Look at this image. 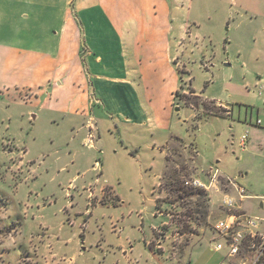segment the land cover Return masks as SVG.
Here are the masks:
<instances>
[{"label":"rangeland","instance_id":"1","mask_svg":"<svg viewBox=\"0 0 264 264\" xmlns=\"http://www.w3.org/2000/svg\"><path fill=\"white\" fill-rule=\"evenodd\" d=\"M45 1L27 25L10 0H0V41L23 38L26 46L41 47L49 39L53 49L66 0ZM176 5L177 19L185 22L177 66L159 63L154 79L163 93L155 107L144 109L148 119L166 117L160 130L93 104L89 72L77 58L52 76L59 84L40 89L12 87L23 63L0 61V131L5 124L15 131L0 135V165H8L9 150L11 163L19 165L16 183L0 181V264H221L227 257L210 242L213 225L225 215L222 197H234V210L264 218V138L250 150L239 145L256 119L264 127L261 96L248 93L264 72V0ZM163 35L155 34V53ZM173 81L178 89L169 105ZM216 100L231 105V113L224 116L227 109ZM90 115L95 147L83 141L87 133L91 142L87 129H78ZM227 177L251 196L240 199ZM193 179L203 186L184 183ZM251 244L246 237L232 264H249Z\"/></svg>","mask_w":264,"mask_h":264},{"label":"crops","instance_id":"2","mask_svg":"<svg viewBox=\"0 0 264 264\" xmlns=\"http://www.w3.org/2000/svg\"><path fill=\"white\" fill-rule=\"evenodd\" d=\"M10 1L12 9L17 14L16 16L21 18V21L27 25L34 21L33 13L37 12L36 7H38V4L43 3V6L47 4L45 0ZM13 1L16 3L13 4ZM20 3L22 4L20 5ZM177 8L176 0H66L64 7L60 10L63 15L59 26L60 34L53 49L48 48L49 39H45L46 43L41 47L36 45L34 47L26 46L27 40L23 38H15L11 42L1 40L0 61L11 62L14 58L17 62L21 60L23 63L21 75L12 79L11 86L32 89L39 88L42 84H59L55 83L54 80L56 79L51 82L52 76L55 77L60 70L63 72L67 67L65 63L70 58H77L81 60L83 68L86 67L89 72V88L90 91L92 89L96 97L93 104H102L104 109L108 111L121 112L125 115L126 122L138 123L140 120V125L148 123L147 127L160 130L167 126L166 117L162 118L156 115L148 119L144 109L155 107L160 99L161 92L163 93V89L154 79L155 74L158 72L159 63L162 61L170 63L172 61L175 64L174 60L178 59V48L182 47L181 40L184 35L185 22L182 19H177ZM51 9L52 11L55 10L54 7ZM175 24L180 31L179 38L174 39L175 42H173L170 37ZM156 32H162L164 35L169 34V38L163 35L162 42L158 46V53H155L154 40H157L155 37ZM71 43L76 47L73 46L70 49ZM175 65L177 66V63ZM26 66L32 71L26 70ZM49 70L54 72L51 76L47 73ZM33 71H35V74H33ZM72 73L75 76L76 69L74 67ZM162 83L164 88V81ZM177 89L178 85H175L173 81L172 86L169 87V105L173 104L172 96ZM41 93H43L42 90ZM248 93H257L258 96H261L257 98L261 99V107L264 109V97L262 96L264 94V72L256 78L253 90L248 89ZM218 102L227 109V114L224 116L229 115L232 106L222 101ZM166 103L167 100L164 101V105ZM251 106L256 107L258 111L259 107L257 105L253 104ZM130 116L134 119H131ZM164 116H167V112ZM92 119V115H90V121L87 123L86 118L78 129L81 131L86 128L89 134L92 133L93 129L87 126L92 123L95 127V120ZM248 126L246 129H249V134H247L244 147H241L244 151L250 150L255 145H260L259 140L264 138V127L260 128L259 124L256 123ZM1 134L14 137L15 131L13 134L10 124H5L4 131H0ZM86 134L83 136L85 145L95 147V137L89 138L88 136V140H91L88 143L89 141L85 142L87 139ZM171 137L178 138L177 136ZM170 138L165 141L164 145L167 144ZM188 145L184 143L185 147H188ZM191 146L194 149L193 145ZM164 148L162 147L163 152ZM260 148L263 153V148ZM8 153V165L5 162L0 165V181L2 180L4 185L16 183L14 172L16 173V169L19 167L15 161L11 163L10 159L13 151L9 150ZM24 153H26V150ZM24 168L28 173L25 177H28L30 171L27 167ZM215 169L218 170L217 167ZM21 183L19 182V186ZM245 194L244 198L251 196L246 193V190ZM88 195L90 194L88 193ZM15 197H17L16 186L13 190L14 201ZM261 197L264 198V196ZM260 206H262V202H260ZM152 252L155 254L157 252L156 248L152 249ZM174 264H177L176 259Z\"/></svg>","mask_w":264,"mask_h":264},{"label":"built area","instance_id":"3","mask_svg":"<svg viewBox=\"0 0 264 264\" xmlns=\"http://www.w3.org/2000/svg\"><path fill=\"white\" fill-rule=\"evenodd\" d=\"M256 124H260L259 119L256 120ZM88 136L92 138L90 134ZM246 138L247 133L241 134L239 138L240 147H244ZM229 182L234 187L237 196L243 199L246 196L244 188L231 179ZM184 183L203 186L198 179L188 180ZM221 205L225 209V215L213 225L216 236L210 242L212 250L224 251L227 259L221 264H232L231 259L239 254L246 237L252 242L250 247L254 248V256L249 264H264V218L251 217L243 211L234 210L236 207L234 197L228 194L222 197ZM238 264L246 263L240 262Z\"/></svg>","mask_w":264,"mask_h":264},{"label":"trees","instance_id":"4","mask_svg":"<svg viewBox=\"0 0 264 264\" xmlns=\"http://www.w3.org/2000/svg\"><path fill=\"white\" fill-rule=\"evenodd\" d=\"M215 115H217V114H215ZM175 139H179V138H175Z\"/></svg>","mask_w":264,"mask_h":264},{"label":"water","instance_id":"5","mask_svg":"<svg viewBox=\"0 0 264 264\" xmlns=\"http://www.w3.org/2000/svg\"><path fill=\"white\" fill-rule=\"evenodd\" d=\"M175 109L177 110L178 108L176 107Z\"/></svg>","mask_w":264,"mask_h":264}]
</instances>
